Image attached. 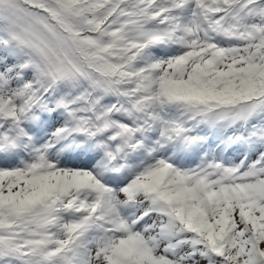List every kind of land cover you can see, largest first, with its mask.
I'll return each instance as SVG.
<instances>
[{"label":"snow or ice","instance_id":"snow-or-ice-1","mask_svg":"<svg viewBox=\"0 0 264 264\" xmlns=\"http://www.w3.org/2000/svg\"><path fill=\"white\" fill-rule=\"evenodd\" d=\"M0 264H264V0H0Z\"/></svg>","mask_w":264,"mask_h":264}]
</instances>
